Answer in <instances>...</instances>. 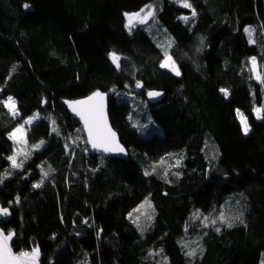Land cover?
Here are the masks:
<instances>
[{"label": "trees", "instance_id": "trees-1", "mask_svg": "<svg viewBox=\"0 0 264 264\" xmlns=\"http://www.w3.org/2000/svg\"><path fill=\"white\" fill-rule=\"evenodd\" d=\"M152 2L129 29L125 13ZM188 2L0 0V227L14 251L38 248L40 264L264 262V83L250 64L264 73V0ZM166 53L179 75L161 67ZM97 90L127 159L91 152L81 125L59 117ZM148 90L163 96L148 103ZM34 112L14 168L9 134Z\"/></svg>", "mask_w": 264, "mask_h": 264}, {"label": "snow or ice", "instance_id": "snow-or-ice-1", "mask_svg": "<svg viewBox=\"0 0 264 264\" xmlns=\"http://www.w3.org/2000/svg\"><path fill=\"white\" fill-rule=\"evenodd\" d=\"M181 2L182 6L185 8H192V5L188 0H179ZM25 8L28 7L27 4L24 5ZM147 9L146 15L140 19L141 23H144L147 18H150L154 15V9H152L151 6H145ZM141 12H145V9H141ZM141 12L134 13V14H128L125 13V16L128 18L129 25L132 24L134 19L141 17ZM196 12L195 9H192V16L195 17ZM180 19L187 21L189 17L182 16ZM246 32L249 33V36L251 37V29L246 28ZM251 42V41H250ZM110 59L112 62L119 68V60L120 57L115 53L112 52L109 54ZM166 55V61L161 64V67H171V70L175 71L176 75H179V70L175 68L174 63L171 65L169 64L170 57H167ZM251 63L253 65L252 70L255 71L256 66V59L255 57L251 58ZM256 79L261 80V76L257 74ZM262 83H264V80H261ZM136 87L140 88L142 85L140 82L136 83ZM222 92H224L225 96H227V90L221 89ZM149 97H155L159 96L160 93L158 92H149ZM103 100L104 95L100 93L99 91L93 93L91 96L87 97V99L84 100H78L74 102H69V107L72 109L73 112H75L78 116H80L81 120L84 122V127L87 130L89 142L92 144L93 148H101L103 151L111 152V151H120L123 152L124 149L120 147L118 143L115 141V132L111 130V128L107 124V118L104 113V106H103ZM3 105L5 108L8 109V111L15 117L18 115V109L16 107V101L13 97L9 96L7 100L3 101ZM256 118L257 119H264V115L261 113L264 112V109L262 108H256L254 109ZM237 117L240 120L242 130L244 131L245 135L249 132V125L247 122V118L244 116L243 113L240 112L239 109L236 110ZM36 117H29L28 120L25 121V124H30L32 120ZM53 123H55L53 121ZM23 125L16 128L13 132L9 134V138L13 139L14 141H17L18 143H26V141L23 139ZM53 131H56L55 128H53ZM18 134L19 137H18ZM41 144H43V141H41ZM35 147L39 148L40 145H35ZM9 159L12 161V166L14 168H20L22 166V162L18 163L16 159V155H13L9 157ZM147 174V173H146ZM47 173H44V176L47 177ZM3 181L0 180V183ZM43 183V179L40 183L34 185L35 187H40ZM18 202V199H17ZM145 205H147L149 208L151 207V204L149 201H145L144 204H142L140 207L143 208ZM136 211H139L137 209ZM9 215V211L7 208H0V216H7ZM131 217V213L129 214ZM197 218H199V215L197 214ZM137 219H139L137 217ZM205 219H207L205 217ZM221 222L224 221L223 215L220 217ZM216 221L213 220L212 223H215ZM87 223V221H85ZM207 226V225H206ZM232 225L229 223L228 227H231ZM219 231V229H217ZM13 233H8L5 235L2 231H0V264H36V260L39 256V249L35 248L31 252H21L18 255H14L11 251V248L8 245V241L11 239ZM194 251L190 252L189 255H194ZM264 264V262H262Z\"/></svg>", "mask_w": 264, "mask_h": 264}, {"label": "rangeland", "instance_id": "rangeland-1", "mask_svg": "<svg viewBox=\"0 0 264 264\" xmlns=\"http://www.w3.org/2000/svg\"><path fill=\"white\" fill-rule=\"evenodd\" d=\"M174 1H175L178 5L182 6V4H181V2H179V0H174ZM155 3H156V2H152V3L146 4V5H144L143 7H141L140 9H138L137 11L128 12V14H134V13L141 12V9H145V12H141V17H140V18H137V19H134L131 25H129V23H128V18L125 16V23H126L127 27L130 29L131 27H133V26H135V25H137V24H145L147 21H149V19H150L151 17H150V18H147L146 21H145L144 23H141V22H140V19L143 18V17L146 15L147 9H146L145 6H151L152 9H154V12H155V8H156V4H155ZM182 7H183V6H182ZM248 29H250V28H248ZM246 33H247L249 39L251 40V37L249 36V33H248V32H246ZM251 33H252V31H251ZM167 57H170V56L167 55ZM165 61H166V56H165V58L162 60L161 64L164 63ZM172 63H174L175 68L178 69L177 66H176V64H175V62H174L173 59L170 57L169 64L171 65ZM250 64H251V68H253V65H252V63H251V59H250ZM163 68L169 70V71L172 72L173 74H176L175 71L171 70V67H163ZM252 71H253V70H252ZM253 74H254L255 77L257 76V74H259V75L261 76V79L264 80V73H262L261 67H260V65L258 64L257 61H256L255 71H253ZM5 100H7V99H5ZM5 100H3V101H5ZM254 113H255V111H254ZM29 117H36V118H37V113L34 112V113L31 114L30 116H28V117H27L22 123H20L19 125H17V126L12 130V132H13L16 128L20 127L21 125H23V128H24V131H23V139L26 141V143H18L17 141H14V140L12 139V140L16 143V152H15V155H16V159H17V162H18V163L20 162L19 160H25V159L27 158V156L30 154V150H31V149L29 148L28 144H27V140H26V130H27V127H28L30 124H32V123L36 120V118H34L30 124H25V121L28 120ZM59 117L62 119V121H63V123H64L65 125H67V124L71 121V119H72L71 117L68 116V113L66 112V109H64L63 111H60V113H59ZM70 118H71V119H70ZM19 135H20V134H18V137H19ZM10 162L12 163V161H10ZM11 165H12V164H11ZM59 194H60V199H61L62 206H63V203H64V201L66 200L67 194H66V192H62V193L60 192ZM137 209H139V211H136ZM143 210H148V211H150V208H149L148 206H144L142 209H141L140 207L134 209V213H133V215H134V220H140V219H141L140 216L137 214V212H139V213H141V214H145V212H143ZM137 217H138L139 219H137Z\"/></svg>", "mask_w": 264, "mask_h": 264}, {"label": "water", "instance_id": "water-1", "mask_svg": "<svg viewBox=\"0 0 264 264\" xmlns=\"http://www.w3.org/2000/svg\"><path fill=\"white\" fill-rule=\"evenodd\" d=\"M97 91H99L100 93H102L104 95L103 106H104V113H105L106 118H107V124L111 128V130L113 132H115V134H116L115 141H116V143H118L120 145V147H122L124 149L123 152H120V151L106 152V151H103V149H101V148H93L92 144L89 142L88 133H87V130L85 129V127H84L83 120H81L80 116H78L75 112H73L72 109L69 107V102H74V101H78V100L87 99V97L91 96L93 93H95ZM97 91H93V92H91V93H89V94H87V95H85L83 97H79L77 99L65 100L64 103L66 105V111H67L68 115L72 119L76 120L81 125V128H82L84 136H85V142H86L88 148L91 150V152L96 153L98 155H102L104 157H108V158L115 157V158H120V159H127L128 151H127L126 147L120 141L117 131L113 128V126L111 125V122H110V118H109V114H108V93L105 92V91H102V90H97ZM149 92H158V93H160V95L159 96H155V97H149V95H148ZM162 96H163V92L162 91H159V90H148L146 92V101L148 103L153 104V103L158 102L162 98ZM0 231H2L5 235L8 234L7 232L3 231V229L1 227H0ZM12 238H13V235H12L11 239L8 241V245L11 248L12 253L14 255H18L21 252H16V251L13 250L12 245H11ZM36 264H40L39 256H38V258L36 260Z\"/></svg>", "mask_w": 264, "mask_h": 264}, {"label": "bare ground", "instance_id": "bare-ground-1", "mask_svg": "<svg viewBox=\"0 0 264 264\" xmlns=\"http://www.w3.org/2000/svg\"><path fill=\"white\" fill-rule=\"evenodd\" d=\"M108 98H109V95H108Z\"/></svg>", "mask_w": 264, "mask_h": 264}]
</instances>
